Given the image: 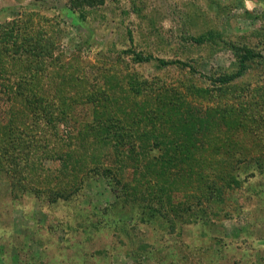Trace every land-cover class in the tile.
<instances>
[{"label": "rangeland", "instance_id": "rangeland-1", "mask_svg": "<svg viewBox=\"0 0 264 264\" xmlns=\"http://www.w3.org/2000/svg\"><path fill=\"white\" fill-rule=\"evenodd\" d=\"M80 6L70 0H0V23L32 14L27 29L33 33L58 26L52 58L44 57L38 67L0 60V124L33 139L25 176L0 168V264H264V139L250 135L243 146L237 131L231 136L236 145L219 151L243 181L226 188L223 203L214 205L193 189L174 192L170 203L132 196L119 202L103 177L88 172L95 165L94 147L76 134L93 111L102 121L118 109L137 110L125 99L135 74L148 84L157 80L158 91L151 95L161 98L184 91L188 81L204 86L213 71L233 70L235 56L224 41L259 52L262 58L250 62L235 83L247 85L249 94L264 91V0H102ZM204 34L214 40L197 46L189 39ZM128 48L153 60L134 63L120 53ZM12 54L0 48V55ZM155 59L180 60L196 71L160 67ZM32 72L37 78H28ZM98 89L104 99L94 98ZM152 97L143 93L136 105L150 109ZM54 98L65 99L69 109L68 126L57 131L40 107ZM230 102L237 112L240 102ZM225 123L218 121L219 130ZM77 157L83 166L75 169ZM131 170L122 173V181L130 180ZM148 205L159 209L155 217H148ZM187 208L204 210V218L188 223Z\"/></svg>", "mask_w": 264, "mask_h": 264}, {"label": "trees", "instance_id": "trees-1", "mask_svg": "<svg viewBox=\"0 0 264 264\" xmlns=\"http://www.w3.org/2000/svg\"><path fill=\"white\" fill-rule=\"evenodd\" d=\"M101 2L102 0H70L72 6L95 7ZM30 17L32 14L27 16V19H11L0 23V48L3 47L14 54L11 57L0 55V60L32 62L34 67H38L39 63H43L44 57L52 58L54 34L58 26L53 24L55 27L49 25L46 29L38 27L33 33L27 29L28 25L32 26ZM205 35L190 36L189 39L197 46L214 40L212 35L208 36V39ZM223 44L227 45L235 56L236 68L233 70L213 71L205 78L207 84L204 86L188 81L182 86L184 91L174 90L161 98L151 95L158 91L157 80H151L148 84L139 78L140 74H135L129 82V93L125 95V99L132 102L137 110L129 113L118 109L106 117L103 115V118L102 113V121L98 119L97 112L93 111L91 122L83 124L85 131L83 129V132L81 130L76 132L81 138L80 143L85 142L94 147V153L90 158L95 165L89 167L88 172L93 176L103 177L110 189L119 193V202H125L128 196H132L133 199L144 200L145 197H151L159 203L163 201L170 203L174 192L178 190L187 192L185 190L193 189L201 192L204 199L219 205L223 203L226 188L239 187L242 183L243 179L234 172L235 166L228 164V157H220L219 151L226 153L225 148L236 145L231 136L237 131L241 133L238 140L243 146H246L243 139L250 135L253 140L264 139V93H262L264 91L256 90L249 94L246 93L247 85L235 83L250 62L262 57L259 52L246 45L239 46L231 41H224ZM120 53L130 56L134 63L153 60L151 55L131 48ZM155 60L160 67L174 65L188 68L193 74L196 71L193 64H186L180 60ZM41 71L45 73V67ZM33 77L37 78L35 72L28 76ZM83 81L81 75L80 82ZM143 93H148L155 101V105H147L150 109L145 110L143 105H136L139 95ZM94 94V98H105L103 89H98ZM113 100L114 97L110 95L109 102ZM231 100L240 102L241 105L239 104L237 109L240 115H236L237 112L232 109ZM45 102L40 107L45 119L55 125H53L55 130H58L59 125L68 126L64 119L69 110L67 101L65 99H62V102L61 99L55 101L54 98V102L50 100ZM201 102L209 106H200ZM215 112L219 113L217 119ZM221 120L227 122L225 130H219L217 126ZM246 122H250L251 125L246 127ZM14 130L15 127L9 123L0 124V168L6 173L21 172L25 176L23 173L29 168L27 157L33 151V139H28L27 134L16 133ZM71 134H67L65 139H71ZM134 145L137 151H134ZM77 151V148L73 151L74 155L78 154ZM62 156L59 155L60 158ZM207 157L209 161L206 165ZM128 159L131 160L130 164ZM202 159L205 161L201 162ZM219 163L227 164L223 169L220 168V171H215L219 169ZM74 164L75 169L82 168V159L75 158ZM129 167L132 169V176L130 180L122 181V173ZM214 171L215 173H212ZM197 200L199 201V198ZM183 202L180 200V204ZM146 208L148 217H155L158 214L159 209L149 205ZM176 208L180 209L179 205ZM176 212L180 214L179 211ZM185 213L184 217L186 215L188 223L205 216L204 210L195 213L189 212L187 208Z\"/></svg>", "mask_w": 264, "mask_h": 264}]
</instances>
